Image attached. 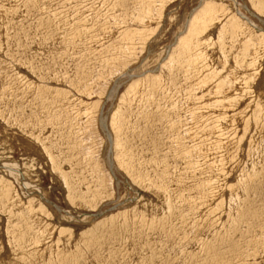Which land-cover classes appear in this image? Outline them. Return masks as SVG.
<instances>
[{"label": "rangeland", "instance_id": "1", "mask_svg": "<svg viewBox=\"0 0 264 264\" xmlns=\"http://www.w3.org/2000/svg\"><path fill=\"white\" fill-rule=\"evenodd\" d=\"M7 165L0 264H264V0H0Z\"/></svg>", "mask_w": 264, "mask_h": 264}, {"label": "bare ground", "instance_id": "2", "mask_svg": "<svg viewBox=\"0 0 264 264\" xmlns=\"http://www.w3.org/2000/svg\"><path fill=\"white\" fill-rule=\"evenodd\" d=\"M246 10H247V12H249V10L246 8V7H244ZM252 16H254V15H252ZM255 17V16H254ZM248 23L249 24H252L253 25V23H252V21L251 20H249L248 21ZM103 129H104V132H105V134L107 135V138H108V140H109V143H110V137H109V132L107 131V127H106V124H105V122L103 123ZM111 146V145H110ZM0 168H4V170L5 171H8L10 174H18V175H20L19 177L22 179V176H21V172L16 168V166L15 167H11V166H2V167H0ZM112 168V167H111ZM19 179V178H18ZM21 184H23V183H21ZM23 186H24V188L25 189H28V188H30V186H28V184L26 183H24L23 184ZM83 216V215H82Z\"/></svg>", "mask_w": 264, "mask_h": 264}]
</instances>
